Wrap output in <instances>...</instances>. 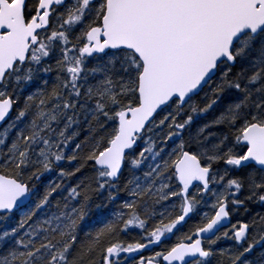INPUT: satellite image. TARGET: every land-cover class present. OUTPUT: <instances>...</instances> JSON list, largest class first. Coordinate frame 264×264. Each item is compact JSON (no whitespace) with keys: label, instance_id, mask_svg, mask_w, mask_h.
<instances>
[{"label":"snow or ice","instance_id":"snow-or-ice-1","mask_svg":"<svg viewBox=\"0 0 264 264\" xmlns=\"http://www.w3.org/2000/svg\"><path fill=\"white\" fill-rule=\"evenodd\" d=\"M0 264H264V0H0Z\"/></svg>","mask_w":264,"mask_h":264},{"label":"flooded vegetation","instance_id":"flooded-vegetation-1","mask_svg":"<svg viewBox=\"0 0 264 264\" xmlns=\"http://www.w3.org/2000/svg\"><path fill=\"white\" fill-rule=\"evenodd\" d=\"M227 242H222L221 246H226Z\"/></svg>","mask_w":264,"mask_h":264},{"label":"trees","instance_id":"trees-1","mask_svg":"<svg viewBox=\"0 0 264 264\" xmlns=\"http://www.w3.org/2000/svg\"><path fill=\"white\" fill-rule=\"evenodd\" d=\"M110 207H111V206H110ZM145 254L147 255V254H150V253L146 252Z\"/></svg>","mask_w":264,"mask_h":264}]
</instances>
